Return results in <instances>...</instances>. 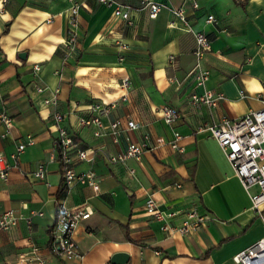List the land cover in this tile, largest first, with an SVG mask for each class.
<instances>
[{"label": "crops", "instance_id": "1", "mask_svg": "<svg viewBox=\"0 0 264 264\" xmlns=\"http://www.w3.org/2000/svg\"><path fill=\"white\" fill-rule=\"evenodd\" d=\"M114 1L131 8L129 24L94 0L0 2V110L11 120L0 137V153L8 157L25 136L32 138L0 179V214L11 210L16 218L0 229V264H112L109 258L116 253L126 255L119 264H235L232 255L264 236V206L259 215L250 210L247 194L207 127L259 106L264 0H197V8L184 0H150L164 6L152 19L141 8L145 0ZM73 5L76 40L66 50L62 43ZM180 5L191 30L209 39L199 62L207 71L202 86L189 73L193 37L169 12ZM207 14L213 22H204ZM123 77L129 87L121 102L118 81ZM36 84L45 87L42 94L34 92ZM54 89L56 109L65 115L62 125L75 143L69 166L75 174L92 173L95 191L76 182L64 189L55 161L46 163L43 180L30 175L51 151L52 109L42 97ZM203 90L219 91L223 98L211 108L193 103L191 95ZM110 101L116 103L102 119L104 126L113 119L121 125L136 122L139 128L125 131L131 142L144 133L150 143L155 137L167 141L173 130L180 135L181 151L163 144L138 160L107 163L106 155L123 150V134L116 143L106 134L93 137L79 119L88 115L90 102ZM163 105L178 113L170 126L159 118ZM3 129L0 125V134ZM76 150L91 160L77 159ZM149 194L158 210L173 214L167 220L171 226H179L189 209L206 220L184 234L161 230L143 209ZM60 204L90 211L73 231L80 258L62 260L51 250L49 230Z\"/></svg>", "mask_w": 264, "mask_h": 264}, {"label": "built area", "instance_id": "2", "mask_svg": "<svg viewBox=\"0 0 264 264\" xmlns=\"http://www.w3.org/2000/svg\"><path fill=\"white\" fill-rule=\"evenodd\" d=\"M6 0H0L1 3ZM97 4L106 8H110L111 15L119 18L129 24L131 8L128 5H123L114 0H94ZM191 8H197V0H184ZM163 4L155 1L145 0L141 8L146 11V16L152 19L157 12L163 8ZM171 15L179 21L186 31L190 32L193 37L192 56L194 64L190 70V74L196 85L202 86L207 71L200 69L199 62L202 60L209 50V39L200 31H193L187 25L186 16L182 5L169 8ZM76 7L73 5L69 8L65 37L63 40L64 49L69 50L76 40ZM212 15L207 14L204 22H213ZM120 47L124 46L120 44ZM32 70H38L37 65H32ZM118 86L122 92L117 101H125L126 92L129 87V81L126 77L118 81ZM36 94H42L45 87L36 84L34 86ZM57 89L48 91L46 96L42 97V103L51 107V119L54 126L55 135L52 138L51 151L47 156L46 162H38L34 169L30 172L31 177L37 180H43L45 174V166L47 162L55 161L61 169V184L62 187L68 188L71 183L76 182L85 184L91 190L97 189L96 182L92 173L75 174L69 164V152L74 147L75 143L73 135L69 133L62 122L65 118L64 113L57 110ZM240 93V92H239ZM244 96L243 94H240ZM223 98L221 92L203 90L200 94L191 95L193 103L206 107H214L218 101ZM255 98L259 106L254 109H248L244 114L237 118L225 119L222 118L217 123L208 126L207 130L210 137L216 142L224 158L228 162L233 175L240 182L244 192L250 202V210L259 215L264 206V85L256 92ZM116 101L108 103L90 102L87 106L88 115L79 119V123L83 127L90 128L93 137H101L107 135L111 142L116 143L119 135L123 134L125 146L123 150L116 154L106 155L107 163L123 162L126 159L138 160L140 155L148 150H152L160 145L166 144L172 150L181 151V147L177 145L180 135L176 131H171L169 140L164 141L160 137H155L152 142H148L147 134L141 135V140L131 142L125 131L135 130L139 128V124L132 120H126L121 125L118 119H113L106 126L103 125L102 119L108 115L114 107ZM159 118L167 126H170L178 118L177 111L168 105H163L159 108ZM10 118L0 110V125L3 126V137L7 133L10 125ZM106 128V131H104ZM32 143L30 136H25V140L18 142L13 153L8 157L0 153V179H4L7 172L14 163H10L16 159L17 154L22 149ZM74 155L79 160L89 161L91 158H86L83 150H76ZM255 190H252V188ZM144 211L154 220L161 223L160 229L172 233L184 234L190 230H194L201 222L206 220V216L196 212L194 209H189L185 212L183 220L179 226H171L167 220L173 215L165 211H160L156 208L151 195H147L143 201ZM90 213L88 207L68 209L58 205L55 209L52 225L50 226V247L55 255L62 259L80 258L81 252L73 238V231L78 220L87 217ZM39 215V213H38ZM16 218L11 210L4 211L0 214V229H6L15 223ZM231 261L235 264H264V236L255 240L248 247L236 252L231 256Z\"/></svg>", "mask_w": 264, "mask_h": 264}, {"label": "water", "instance_id": "3", "mask_svg": "<svg viewBox=\"0 0 264 264\" xmlns=\"http://www.w3.org/2000/svg\"><path fill=\"white\" fill-rule=\"evenodd\" d=\"M17 56L19 58H23V53H17ZM126 260V255L124 253H116L113 254L110 258L109 261L112 264H119V263H124Z\"/></svg>", "mask_w": 264, "mask_h": 264}, {"label": "trees", "instance_id": "4", "mask_svg": "<svg viewBox=\"0 0 264 264\" xmlns=\"http://www.w3.org/2000/svg\"><path fill=\"white\" fill-rule=\"evenodd\" d=\"M5 31V27H4V29L2 30V32H4Z\"/></svg>", "mask_w": 264, "mask_h": 264}]
</instances>
